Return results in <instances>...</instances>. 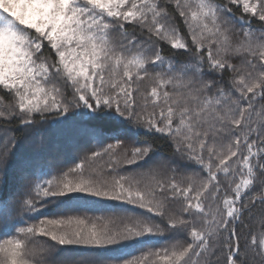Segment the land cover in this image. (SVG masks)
I'll use <instances>...</instances> for the list:
<instances>
[{"label":"snow or ice","instance_id":"snow-or-ice-1","mask_svg":"<svg viewBox=\"0 0 264 264\" xmlns=\"http://www.w3.org/2000/svg\"><path fill=\"white\" fill-rule=\"evenodd\" d=\"M0 264H264V0H0Z\"/></svg>","mask_w":264,"mask_h":264}]
</instances>
